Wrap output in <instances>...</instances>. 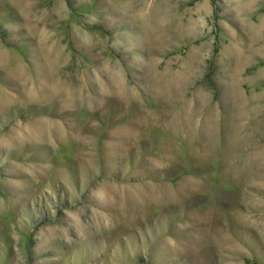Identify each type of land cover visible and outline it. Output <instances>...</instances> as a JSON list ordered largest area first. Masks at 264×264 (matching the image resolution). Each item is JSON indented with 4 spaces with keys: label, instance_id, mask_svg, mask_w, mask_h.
<instances>
[{
    "label": "rangeland",
    "instance_id": "rangeland-1",
    "mask_svg": "<svg viewBox=\"0 0 264 264\" xmlns=\"http://www.w3.org/2000/svg\"><path fill=\"white\" fill-rule=\"evenodd\" d=\"M0 264H264V0H0Z\"/></svg>",
    "mask_w": 264,
    "mask_h": 264
}]
</instances>
